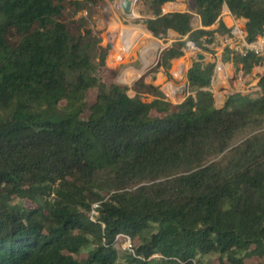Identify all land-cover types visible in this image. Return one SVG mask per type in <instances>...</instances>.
<instances>
[{
	"label": "trees",
	"instance_id": "obj_1",
	"mask_svg": "<svg viewBox=\"0 0 264 264\" xmlns=\"http://www.w3.org/2000/svg\"><path fill=\"white\" fill-rule=\"evenodd\" d=\"M106 1L0 0V264H121V234L128 264H264V73L222 106L213 61H192L180 103L147 79L172 77L183 36L226 33L224 5L263 35L264 0H194L197 29L150 0L147 28L179 37L132 85L108 63L121 34L102 43L83 14ZM222 59L246 75L263 57Z\"/></svg>",
	"mask_w": 264,
	"mask_h": 264
},
{
	"label": "rangeland",
	"instance_id": "obj_2",
	"mask_svg": "<svg viewBox=\"0 0 264 264\" xmlns=\"http://www.w3.org/2000/svg\"><path fill=\"white\" fill-rule=\"evenodd\" d=\"M185 1L189 11L194 14L192 26L195 28L197 26L198 18L196 9L194 8V0ZM122 2L123 1L121 0H107V4L98 8L96 12L94 11L90 14L87 9H84L83 14L90 16L89 22L93 28L94 35L102 43L105 44L110 38H112L114 48V43L121 34L123 46L120 47L119 52L115 53V57H113L112 61L109 60L110 57L108 58V63L110 66L119 70L118 80L120 82L132 85L143 73L149 72L152 68L158 65L163 49L171 46V44L177 40L179 35L171 31L168 36L158 38L147 28V18L154 16L150 7V0L136 1L133 7H136V9L139 10L140 16L135 19H131L130 16L124 12ZM173 65L176 66V62H173L172 67ZM172 67L171 78H168L167 75H165V78L162 76L161 71H164V69L161 67L156 73L150 74L147 79L154 84L159 85L164 94L166 93L165 91L168 90V85H166V83L172 82L174 86L181 87V85L186 82V84L184 83V97L182 100H173L165 95L173 102L180 103L186 96L195 95V93L190 91L187 80L182 82L178 80L180 77H176ZM152 76H155V78L153 79ZM230 86H233V88L236 87L234 83ZM222 90V93L225 95V89L223 88ZM229 91L236 92V90L232 89ZM128 93L131 96L134 95V92L131 89ZM217 96V105L222 106L225 98L219 99V94H217ZM36 114L38 115L40 113L37 112ZM127 244L128 242L125 238L119 236L116 242V247L121 254V257L119 258L121 264H128L123 256L128 249Z\"/></svg>",
	"mask_w": 264,
	"mask_h": 264
},
{
	"label": "built area",
	"instance_id": "obj_3",
	"mask_svg": "<svg viewBox=\"0 0 264 264\" xmlns=\"http://www.w3.org/2000/svg\"><path fill=\"white\" fill-rule=\"evenodd\" d=\"M172 2L174 1L167 2V4H172ZM227 27H228V31L226 33L216 35L217 40H215L214 52H209L203 49L193 39L189 38L188 35L183 36L182 38L184 40V46L182 47L183 55L180 57V60L181 63H183L186 66L187 73L192 61L196 60V56L198 53H204L206 55V58L215 62V65L218 63V61L221 62L220 64H224L223 61L219 59V56L221 57L226 50L231 51L232 54L238 53L240 55H246L249 52H254L257 55L264 57V34L258 36L254 40H250L248 38V31L245 25V21L241 18L236 17L233 14H230V23ZM179 65L175 66L174 74H176V77H180V79L178 80H181L182 74H180L178 71ZM237 74L239 76H243L242 68L238 71ZM185 80H187V76ZM169 83L173 84L172 82H168L166 83V85H168ZM184 83L186 84V82ZM184 83L181 85V87H177L178 88L177 91H172L169 88V86H167L168 90L165 91L166 92L165 95L173 100L174 99L182 100L184 97V93H183V88L185 85ZM220 83H221V74L218 67H216L211 76V83L209 90H211L214 93L217 102H218L217 94H219V99L225 97L220 89ZM224 92L226 93V95H230L231 93H233L232 91H224ZM94 213L96 212L94 211ZM119 236H122V238H125V240L128 242L127 250H132L129 236L125 234H121Z\"/></svg>",
	"mask_w": 264,
	"mask_h": 264
},
{
	"label": "crops",
	"instance_id": "obj_4",
	"mask_svg": "<svg viewBox=\"0 0 264 264\" xmlns=\"http://www.w3.org/2000/svg\"><path fill=\"white\" fill-rule=\"evenodd\" d=\"M194 8L196 9V5ZM162 10L164 13L173 12V11H189L185 0H176V1L172 2V4L165 3L162 6ZM230 14H232V13H231L229 7L227 5H224L223 10H222V14L220 17L223 20V22L226 24V26H228L230 23ZM193 16H194V14H193ZM193 18L194 17H192V19ZM197 18H198V22H197V26L195 27V29L204 28V26L202 25L200 16L198 14H197ZM216 27H217V24H214V25L207 27V28L213 29ZM171 31L172 30H170L169 33ZM172 32H174V31H172ZM174 33L177 34L176 32H174ZM217 34L218 33L215 34V40H217V36H216ZM215 40L212 43H204V45L205 44H206V46L208 45L207 47L209 48V49H205V50H207L209 52H214ZM219 59H221L223 61L222 56L221 57L219 56ZM206 60L211 61L208 58ZM173 62H176V65H179L181 63V60H180V58H178V59H174L172 61V64H173ZM220 63L221 62L218 61V63L215 65V68L218 67V69L220 70V74H221L220 89L221 90L224 88L225 89L224 91H229L230 89H232V90H236V92L249 93L250 91H254V90L259 89L258 83H259L260 75L264 73V57H263V60L261 61L260 64H257L253 67L251 73L244 75V72H243V76H239L237 74L241 68L237 69L233 62L223 61L224 64H220ZM172 69H173V71H175L174 65H173ZM161 73H162V76L165 78L166 77L165 71H161ZM233 83L236 86L235 88H233V86L232 87L230 86ZM208 89H210V86L208 87ZM224 96H225L224 98L226 100V97L228 95L225 94ZM215 99H216V96H215ZM216 103H217V101H216Z\"/></svg>",
	"mask_w": 264,
	"mask_h": 264
},
{
	"label": "water",
	"instance_id": "obj_5",
	"mask_svg": "<svg viewBox=\"0 0 264 264\" xmlns=\"http://www.w3.org/2000/svg\"><path fill=\"white\" fill-rule=\"evenodd\" d=\"M135 3H136L135 0H124L122 2V7H123L124 12L126 14L132 13V8H133V6H134ZM164 50L165 49H163V51ZM163 51H162V53H163ZM161 56H162V54H161ZM206 59L207 58H206V55L204 53H198L197 56H196V60L202 62V64L204 65V67H206V61H207ZM178 71H179L180 74H182V78L180 80L182 82V81H184L186 79V76H187L186 66L183 63H181L178 66ZM143 74H145V73H143ZM143 74L140 77H142Z\"/></svg>",
	"mask_w": 264,
	"mask_h": 264
},
{
	"label": "bare ground",
	"instance_id": "obj_6",
	"mask_svg": "<svg viewBox=\"0 0 264 264\" xmlns=\"http://www.w3.org/2000/svg\"><path fill=\"white\" fill-rule=\"evenodd\" d=\"M121 1H124V0H121ZM135 1H138V0H135ZM135 5V4H134ZM130 16L131 19H135L137 18L138 16H140V12L138 9H136V7L132 8V13L128 14ZM151 60V58H150ZM169 88L172 90V91H177L178 88L176 86H174L173 84L169 83L168 84Z\"/></svg>",
	"mask_w": 264,
	"mask_h": 264
}]
</instances>
